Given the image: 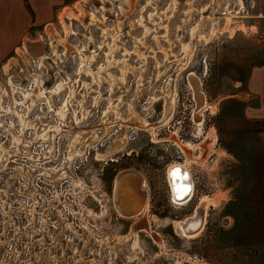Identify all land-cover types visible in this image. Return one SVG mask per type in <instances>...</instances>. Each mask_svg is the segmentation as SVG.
Segmentation results:
<instances>
[{"label": "rangeland", "instance_id": "1", "mask_svg": "<svg viewBox=\"0 0 264 264\" xmlns=\"http://www.w3.org/2000/svg\"><path fill=\"white\" fill-rule=\"evenodd\" d=\"M261 64L264 0L51 5L0 45V264H264V119L244 112ZM176 161L195 182L181 207ZM125 169L147 194L134 217L111 200Z\"/></svg>", "mask_w": 264, "mask_h": 264}, {"label": "bare ground", "instance_id": "2", "mask_svg": "<svg viewBox=\"0 0 264 264\" xmlns=\"http://www.w3.org/2000/svg\"><path fill=\"white\" fill-rule=\"evenodd\" d=\"M190 83L195 92V97L199 106L205 102V96L200 91V82L198 77L189 76ZM137 171L126 169L117 174L114 180L113 205L116 211L124 217H134L140 213V210L147 200L144 191L138 192V180L143 181ZM187 177V179H185ZM188 166L184 163H173L167 170V182L170 197L173 203L181 204L186 202L191 196L194 186V180ZM118 190H117V188ZM144 187V184L141 185ZM188 202V201H187ZM183 205V204H182ZM202 206V210L200 209ZM193 214L182 219L175 220L174 224L183 236L193 237L203 228V213L205 203L200 205Z\"/></svg>", "mask_w": 264, "mask_h": 264}, {"label": "crops", "instance_id": "3", "mask_svg": "<svg viewBox=\"0 0 264 264\" xmlns=\"http://www.w3.org/2000/svg\"><path fill=\"white\" fill-rule=\"evenodd\" d=\"M33 10L34 17L29 12L23 0H0V45L11 46L20 39L24 28L31 23L42 22L45 11L51 5L61 3L62 0H27ZM28 13V15H27ZM34 44V43H33ZM246 105L245 115L250 119H264V64L251 68L245 81ZM110 147V146H109Z\"/></svg>", "mask_w": 264, "mask_h": 264}, {"label": "flooded vegetation", "instance_id": "4", "mask_svg": "<svg viewBox=\"0 0 264 264\" xmlns=\"http://www.w3.org/2000/svg\"><path fill=\"white\" fill-rule=\"evenodd\" d=\"M173 163H183V162H180V161H176V162H173ZM173 163H171L168 167H167V170H168V168L171 166V165H173ZM185 164V163H184ZM126 170V169H125ZM167 170H166V181H167ZM190 170V169H189ZM191 172V171H190ZM192 175V174H191ZM117 176V175H116ZM193 178V177H192ZM114 180H115V178H114ZM194 180V179H193ZM147 183V182H146ZM167 186H168V182H167ZM113 191H114V184H113V187H112V195H111V200H112V203H113ZM144 191V190H143ZM138 192H139V189H138ZM168 192H169V188H168ZM140 194V193H139ZM147 195V194H146ZM194 195H195V182H194V186H193V191H192V193H191V196H189V199L186 201V202H183V203H181V204H177V203H173V200L171 199V197H170V194H169V198H170V201H171V203H173L174 205H176V206H179V207H181V206H184V205H186L187 203H189L192 199H193V197H194ZM183 204V205H182ZM195 207V209L190 213V214H193L195 211H196V209L199 207V205H196V206H194ZM116 210V209H115ZM118 214H119V212L118 211H116ZM190 214H188V215H190ZM188 215H186V216H188ZM186 216H184V217H186ZM174 221V220H173Z\"/></svg>", "mask_w": 264, "mask_h": 264}, {"label": "snow or ice", "instance_id": "5", "mask_svg": "<svg viewBox=\"0 0 264 264\" xmlns=\"http://www.w3.org/2000/svg\"><path fill=\"white\" fill-rule=\"evenodd\" d=\"M185 179H187V177H185Z\"/></svg>", "mask_w": 264, "mask_h": 264}]
</instances>
